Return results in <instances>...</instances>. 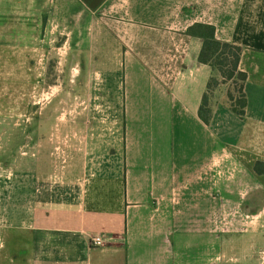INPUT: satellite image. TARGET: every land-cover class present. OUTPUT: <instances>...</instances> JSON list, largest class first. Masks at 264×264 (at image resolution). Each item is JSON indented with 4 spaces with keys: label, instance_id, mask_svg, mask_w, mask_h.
<instances>
[{
    "label": "crops",
    "instance_id": "0c3cea01",
    "mask_svg": "<svg viewBox=\"0 0 264 264\" xmlns=\"http://www.w3.org/2000/svg\"><path fill=\"white\" fill-rule=\"evenodd\" d=\"M198 23L241 49V116L230 82L198 116L220 79ZM53 63L60 107L37 109ZM58 118L77 165L37 179L26 224L0 217V264H264V0H0V150Z\"/></svg>",
    "mask_w": 264,
    "mask_h": 264
},
{
    "label": "rangeland",
    "instance_id": "374dc122",
    "mask_svg": "<svg viewBox=\"0 0 264 264\" xmlns=\"http://www.w3.org/2000/svg\"><path fill=\"white\" fill-rule=\"evenodd\" d=\"M56 53H60V51H56ZM57 55L54 56L53 61L58 60L59 54ZM49 72L50 80L43 83L41 87L42 89H47L48 92L43 94L46 97L41 96L36 99V107L38 109L42 103L48 102L50 107L56 111L60 107V66L53 63ZM230 86L235 93V85L230 84ZM54 115L59 116L58 114ZM59 123L60 120L58 118L46 134L38 128L32 137L33 141L31 143H29V135L28 131H26L25 136L22 135L15 139L14 143L6 144L4 150H0L2 152V157L0 155V203L2 202L0 207H4V210L0 212V217L2 216L5 219L6 225L4 229L6 233L9 231L11 233L12 228H17L18 225L26 224L34 199V188L37 179L45 181L47 178L45 173L51 169L55 172H60L62 175V172H65L68 167L71 168L72 165H77L76 162L70 163V158L64 148H62V144L64 141L73 139V135L78 133V129L73 128L70 130L67 137V132L62 133ZM76 137L81 138L79 134H76ZM35 161L37 166L33 164ZM52 164L53 167L51 166ZM40 183L43 184L41 180ZM13 204L18 207L16 208L15 206L13 208ZM18 220L19 223L17 224ZM13 221L16 224L13 225ZM8 245L11 247L10 244Z\"/></svg>",
    "mask_w": 264,
    "mask_h": 264
},
{
    "label": "trees",
    "instance_id": "16d2710c",
    "mask_svg": "<svg viewBox=\"0 0 264 264\" xmlns=\"http://www.w3.org/2000/svg\"><path fill=\"white\" fill-rule=\"evenodd\" d=\"M186 34L202 40V48L198 56L201 64L208 65L220 78L211 77L207 83L206 92L203 95L198 116L205 124L210 120L209 97L218 85L230 82L235 85V93H228V99L232 103L233 111L237 115L244 114L246 100L243 94V84L246 75L238 70L241 49L229 43L221 42L216 38L214 26L208 24H193ZM253 170L256 174H264V162H256Z\"/></svg>",
    "mask_w": 264,
    "mask_h": 264
},
{
    "label": "built area",
    "instance_id": "2783aa9c",
    "mask_svg": "<svg viewBox=\"0 0 264 264\" xmlns=\"http://www.w3.org/2000/svg\"><path fill=\"white\" fill-rule=\"evenodd\" d=\"M63 175L59 172L53 171L52 174L49 175L47 178V185L44 189V191L49 192V193H56L57 190L60 191L61 188H63L64 182H63ZM39 192V190H38ZM89 242L93 247H102L103 246V241L100 237L98 236H91L89 238Z\"/></svg>",
    "mask_w": 264,
    "mask_h": 264
}]
</instances>
